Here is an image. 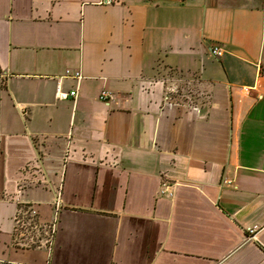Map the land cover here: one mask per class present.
<instances>
[{"label":"crops","instance_id":"1","mask_svg":"<svg viewBox=\"0 0 264 264\" xmlns=\"http://www.w3.org/2000/svg\"><path fill=\"white\" fill-rule=\"evenodd\" d=\"M101 1L0 0V264H264V0Z\"/></svg>","mask_w":264,"mask_h":264},{"label":"built area","instance_id":"2","mask_svg":"<svg viewBox=\"0 0 264 264\" xmlns=\"http://www.w3.org/2000/svg\"><path fill=\"white\" fill-rule=\"evenodd\" d=\"M116 0H102L101 4L112 5ZM211 55L218 58L222 56V50L219 47H213L210 51ZM68 76L81 79L82 76L78 71H69ZM78 96L77 89H73L70 92L62 91L61 87H58L56 97L62 100L76 99ZM112 94L109 91H102L99 96L102 102H107L111 99ZM61 201L57 197L55 207L53 209L54 217L50 222H43L40 218L37 208L33 204H23L14 217L13 233L14 244L17 248L29 250V249H42L51 253L56 242V231L59 225L58 212L61 210ZM257 228L254 226L249 229V233L255 237Z\"/></svg>","mask_w":264,"mask_h":264},{"label":"rangeland","instance_id":"3","mask_svg":"<svg viewBox=\"0 0 264 264\" xmlns=\"http://www.w3.org/2000/svg\"><path fill=\"white\" fill-rule=\"evenodd\" d=\"M179 89V88H178ZM177 89V90H178ZM180 89H185V90H188V84H187V82H181L180 83ZM179 91V90H178ZM180 92H181V90H180Z\"/></svg>","mask_w":264,"mask_h":264}]
</instances>
